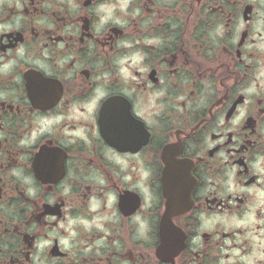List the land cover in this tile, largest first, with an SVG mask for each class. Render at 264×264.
I'll return each mask as SVG.
<instances>
[{
	"label": "flooded vegetation",
	"instance_id": "1",
	"mask_svg": "<svg viewBox=\"0 0 264 264\" xmlns=\"http://www.w3.org/2000/svg\"><path fill=\"white\" fill-rule=\"evenodd\" d=\"M0 264H264V0H0Z\"/></svg>",
	"mask_w": 264,
	"mask_h": 264
}]
</instances>
